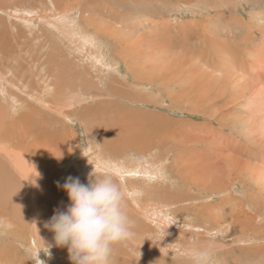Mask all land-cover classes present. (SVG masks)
<instances>
[{"label": "rangeland", "instance_id": "obj_1", "mask_svg": "<svg viewBox=\"0 0 264 264\" xmlns=\"http://www.w3.org/2000/svg\"><path fill=\"white\" fill-rule=\"evenodd\" d=\"M32 7L46 17L66 10L93 45L0 12L25 35L0 47V225L10 226L0 227V264H72L45 227L70 204L67 177L53 171L66 155L162 167L163 178L128 180L130 194L113 176L134 235L113 244L110 264H196L202 251L210 264H264V0H0V11ZM96 25L102 35L91 34ZM117 118L132 128L116 138L142 150L108 148L103 130ZM13 157L38 171L34 209ZM77 171L68 176L87 184Z\"/></svg>", "mask_w": 264, "mask_h": 264}, {"label": "clouds", "instance_id": "obj_2", "mask_svg": "<svg viewBox=\"0 0 264 264\" xmlns=\"http://www.w3.org/2000/svg\"><path fill=\"white\" fill-rule=\"evenodd\" d=\"M60 187L70 204L66 211L55 212L45 225L54 232L55 245L67 248L72 264H110L113 244L134 235L124 194L112 173L106 167L93 168L87 184L68 176ZM193 255L196 264H210L208 252Z\"/></svg>", "mask_w": 264, "mask_h": 264}, {"label": "bare ground", "instance_id": "obj_3", "mask_svg": "<svg viewBox=\"0 0 264 264\" xmlns=\"http://www.w3.org/2000/svg\"><path fill=\"white\" fill-rule=\"evenodd\" d=\"M49 1V0H48ZM54 1V0H53ZM43 2V1H42ZM46 2V1H45ZM80 2V1H79ZM2 3V2H1ZM45 6H46V4H45ZM44 6V7H45ZM52 7V6H51ZM39 10L40 9V7L39 8H36V7H32V8H19V9H17V8H13V10L11 11V10H5V9H2L0 12L5 16V14L7 15V16H5V17H8V18H13V19H11V20H13L12 21V23H13V25L14 26H34V24H33V22H34V20L36 19L37 20V26H40V27H42V28H36V30H42V29H46L47 30V32L49 33V34H51V33H55V34H58V35H60L61 37H63L64 39H67V40H69L70 42L73 40V39H75L76 41H78L79 42V45H80V47L79 48H81V49H85L86 48V50L90 47V46H92L93 45V41H92V36L90 37V35L89 34H85L84 32H83V27H77V26H83V24H79L78 23V21L77 22H75L74 24L70 21V19H69V17L67 16V14L68 13H66V10L64 11V12H60L58 15H52L51 13H48V14H51L49 17L47 16H45V15H39L38 14V12H40V11H37V10ZM44 9H46V8H44ZM54 9V8H53ZM50 10V9H49ZM20 11V13L19 14H17V13H15V12H19ZM41 11H43L42 9H41ZM47 12V11H46ZM51 12V11H50ZM119 16V15H118ZM16 19V20H15ZM263 20H264V18H262ZM17 20L18 21H20V23L19 22H17ZM89 21L90 20H85L84 21V23L88 26V25H91V23H89ZM10 23V22H9ZM213 24V23H212ZM263 24V23H262ZM7 25V24H6ZM264 25V24H263ZM0 26L2 27V28H5L6 26H5V18H1L0 17ZM92 26V25H91ZM122 26V25H121ZM261 26V25H260ZM86 29V28H85ZM102 29L104 30V28L101 26V25H96V26H93V29H92V31H93V33H91V34H93V35H95V36H97L98 34L97 33H100L101 35H102V33H103V31H102ZM35 30V31H36ZM30 31V30H29ZM110 31V30H109ZM109 31H107V34H112V35H115L116 34V32H115V30H111L110 32ZM214 31V30H213ZM1 32V31H0ZM109 32V33H108ZM3 34V33H2ZM245 34V33H244ZM25 37V35H23L19 30H17V29H15V31L13 30V31H11V30H9V29H7V28H5V34L1 37L0 36V47H2V49H4V44H5V47L6 48H9V47H13V44H18L19 42H20V40L19 39H21V38H24ZM8 37H12V39L14 40L12 43L11 42H8ZM97 38V37H96ZM61 39V38H60ZM96 43H98V41H96ZM95 45V44H94ZM97 45V44H96ZM73 47V46H72ZM97 48L99 47V46H96ZM100 49V48H99ZM99 49H98V51H99ZM82 51V50H81ZM70 52V51H69ZM84 52V51H83ZM79 53V52H78ZM95 53V52H94ZM98 53V52H97ZM256 54V53H255ZM84 57V56H83ZM86 57V56H85ZM39 60V59H38ZM95 61H97V62H99V63H101V59H100V57H96V59H95ZM44 62L46 63V66H45V69H47V68H49L50 70H52L51 68H52V65H51V67H50V65H47V62H49L47 59L46 60H44ZM43 63V62H42ZM53 63V62H52ZM49 64V63H48ZM54 64V63H53ZM20 65V64H19ZM46 71L47 70H45L44 71V78H43V82H45V79H47L46 78V76H47V74H46ZM1 76V75H0ZM3 78V77H2ZM63 78V77H62ZM79 78V77H78ZM81 79V78H80ZM31 80V79H30ZM1 82V81H0ZM33 82V81H32ZM2 84V83H1ZM4 84V83H3ZM24 84V83H23ZM58 84V83H57ZM34 85L35 84H33V83H31L30 85H28L29 87H34ZM25 85H23L22 87H20V88H23ZM47 88H49V89H53V90H55L56 89V85H55V83H54V85H51L49 82L48 83H46V85H45ZM59 87V86H58ZM57 87V88H58ZM6 88V87H5ZM4 88V89H5ZM60 88V87H59ZM66 90V89H65ZM67 91V90H66ZM30 93V92H29ZM58 94H59V92H58ZM54 97H56V96H54ZM1 98V97H0ZM81 102V101H80ZM73 103V102H72ZM72 103H70V104H72ZM118 104V103H117ZM80 105V104H79ZM60 108H61V106H60ZM138 109V108H137ZM58 111H59V109H57ZM121 110H122V108H121ZM61 111H63V110H61ZM70 111V110H69ZM68 111V112H69ZM113 111V110H112ZM129 112V111H128ZM70 113V112H69ZM130 113V112H129ZM119 116V115H118ZM263 116H261V120H262V122L264 123V120H263V118H262ZM136 119V118H135ZM134 119V120H135ZM117 120H120V121H122L121 123H118L117 122V124H113V125H111V126H107V128H106V130H103V132L105 133L106 131H107V133L109 134V136H110V138H114L113 139V143H109V146H108V148L110 149H114V150H116L117 149V147H120V144H124V146H122L121 145V147H124L125 149H128L127 147H130V151L131 150H133V149H135V150H142V143H140V144H137V142H132V140H130L129 138L128 139H126V138H116V134H118L119 132H122V130H124L125 131V129H131L132 128V124L129 122V121H127V122H125V120H123V119H121V118H117ZM132 120V119H131ZM108 121V120H107ZM136 121V120H135ZM137 122V121H136ZM139 122V121H138ZM137 122V123H138ZM183 122V121H182ZM140 123V122H139ZM146 123V122H145ZM129 124V125H128ZM134 126V125H133ZM138 126H142V124H138ZM137 126V127H138ZM144 126V125H143ZM137 127H135L136 129H138ZM134 128V129H135ZM143 128V127H142ZM93 129V128H92ZM133 129V130H134ZM139 130H140V128H139ZM145 130V129H144ZM130 131V130H129ZM154 131V130H153ZM133 132V131H132ZM243 132V131H242ZM139 133V132H138ZM140 133H141V131H140ZM4 135H6L7 134V132H5V133H3ZM112 135V136H111ZM126 135V134H125ZM131 135V134H130ZM145 135V134H144ZM135 135H133V137H134ZM238 136V135H237ZM123 137V136H122ZM126 137H127V135H126ZM132 139H134V138H132ZM110 141H111V139H109ZM131 143H133V144H131ZM27 148V147H26ZM144 148H146L147 149V147H143V149ZM122 149V148H121ZM30 150H32V148L30 149ZM113 150V151H114ZM134 151V150H133ZM122 152V151H121ZM128 152V151H127ZM108 153V152H107ZM115 153H116V151H115ZM125 153V152H124ZM94 154V153H93ZM43 155V154H42ZM60 155H62V154H60ZM119 155V154H118ZM44 156V155H43ZM87 157H88V154L86 155ZM120 156V155H119ZM45 157H47V156H45ZM48 157L50 158V159H54L53 157H54V155H48ZM67 157V158H66ZM66 157L65 158H62L63 160H61L59 163H57V161H56V168L55 169H53V171H56V172H61L63 175H62V178H64V177H68V175L70 174V173H76V171L78 170V171H82L83 170V173L85 174V175H87V179H88V181H89V174L93 171V168H94V170H99V169H101V168H107L111 173H112V176H114V177H116V178H119L120 179V185L121 186H124V187H122L121 188V190H123L124 191V194L125 193H128V194H130L128 191V187L126 188V184H127V186H128V183H127V181L129 180L130 181V179L132 180H135V178H133V177H135V176H137V175H139V177H141V176H154L155 177V179H157L158 177H162L163 178V174L161 175V166H159L158 168H156L155 170H153L152 171V169L150 170V167H146L145 165H143V163H140V165L138 166V165H135V166H133V167H127L126 165L124 166V165H121V164H119V162H117V161H114V160H111V161H99V160H96V161H94V160H91V159H88V160H85V159H83V158H81L80 157V155H74L73 157H68V155H66ZM111 157V156H110ZM117 157V156H116ZM111 158H114V157H111ZM56 159V158H55ZM109 159V158H108ZM122 159V158H121ZM11 163L13 164V166H15V168L20 172V174H23L22 175V177L24 178H22L23 180H25V183H27L28 185H30V186H32V188H31V191H32V207H33V209H34V198L33 197H35V189H36V186H38V185H41V179H40V177H39V175H37V172H35L34 170H33V164L31 165V164H27L28 162H22V161H20L19 160V158H16V157H13V158H11ZM30 161V160H29ZM31 162V161H30ZM90 162V163H89ZM1 168V167H0ZM5 171H6V169H4L3 170V167L1 168V170H0V189H3V193L5 194V189L4 188H2L3 186H4V181H3V176L5 175ZM77 171V172H78ZM8 172V171H7ZM152 173V174H151ZM80 178V177H79ZM115 178V179H116ZM138 178V177H137ZM9 179V178H8ZM139 179V178H138ZM138 179H136V180H138ZM141 181H142V179H141ZM144 181V180H143ZM163 181H164V179H163ZM9 182V181H8ZM134 182V181H133ZM136 182V181H135ZM8 184V183H7ZM158 184V183H157ZM12 185H15V184H12ZM11 185V186H12ZM120 186V187H121ZM152 186V185H151ZM5 187V186H4ZM41 187V186H40ZM133 187V186H132ZM132 187H130V188H132ZM9 188V187H8ZM35 188V189H34ZM43 188V187H42ZM146 189V188H145ZM8 191H9V189H8ZM48 191V190H47ZM132 191V190H131ZM134 192H137V194H139V192H138V190L137 189H134L133 190ZM12 192V191H11ZM49 192V191H48ZM156 192V191H155ZM13 193V192H12ZM44 193H47V192H44ZM44 193H43V195H44ZM49 193H51V192H49ZM154 193V192H153ZM52 194V193H51ZM54 194V193H53ZM65 194V193H64ZM2 195V194H1ZM11 195V194H10ZM49 195V194H48ZM55 195V194H54ZM12 196V195H11ZM138 197V196H137ZM136 197V198H137ZM150 197V196H149ZM178 197V196H177ZM14 198V197H13ZM12 198V199H13ZM44 198H46V197H44ZM58 198V197H57ZM57 198H54V199H57ZM139 198V197H138ZM11 199V200H12ZM16 199V198H15ZM15 199H13V200H15ZM18 199V198H17ZM47 199V198H46ZM160 200H161V198H159ZM10 200V199H9ZM19 200V199H18ZM38 200V199H37ZM52 200V199H51ZM143 200V199H142ZM149 200V199H148ZM21 201V200H20ZM57 201V200H56ZM63 201H64V199H63ZM55 202V201H54ZM60 202V201H59ZM66 202H67V200H66ZM166 202V201H165ZM38 203H41V202H38ZM37 203V204H38ZM56 203V202H55ZM61 203H63L62 201L60 202V206H62L63 204H61ZM168 203V202H167ZM21 204H23V203H21ZM57 204V203H56ZM55 204V206L56 207H58L59 205H56ZM19 205V204H18ZM39 205V204H38ZM43 205V204H42ZM54 206V205H53ZM12 207V206H11ZM18 207H20V206H18ZM40 207V206H39ZM41 207H43V206H41ZM64 207V206H63ZM16 208V207H15ZM61 208V207H60ZM6 209V208H5ZM58 209V208H57ZM149 209V208H148ZM15 210V209H14ZM13 210V211H14ZM64 210V209H63ZM65 210H66V208H65ZM39 211V210H38ZM158 211V210H157ZM202 211V210H201ZM161 212V211H160ZM37 213V212H36ZM152 214V213H151ZM39 215V214H38ZM165 219H166V217H165ZM175 221V220H174ZM169 228H170V226H169ZM142 235V234H141ZM152 237V236H151ZM134 238V237H133ZM117 244V243H116ZM116 244H114V245H116ZM151 244V243H150ZM118 245V244H117ZM123 245V244H122ZM130 246V245H129ZM119 247V246H118ZM121 248V247H120ZM131 248V247H130ZM113 249H114V247H113ZM122 249H123V247H122ZM115 250V249H114ZM116 250H117V248H116ZM120 249L118 248V250L117 251H119ZM121 252H122V250H121ZM118 257V256H117ZM116 257V258H117ZM120 259V258H119ZM143 259V258H142ZM7 260V259H6ZM116 261V260H115ZM159 262H161V261H159ZM165 263V262H164ZM113 264V263H112ZM156 264V263H155ZM157 264H158V260H157Z\"/></svg>", "mask_w": 264, "mask_h": 264}]
</instances>
